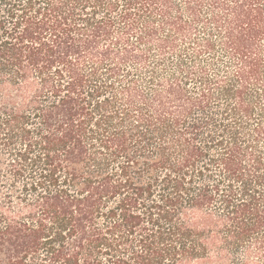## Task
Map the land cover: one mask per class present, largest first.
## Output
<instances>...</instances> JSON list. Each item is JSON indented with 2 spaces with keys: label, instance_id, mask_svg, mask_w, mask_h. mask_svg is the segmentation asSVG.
<instances>
[{
  "label": "trees",
  "instance_id": "16d2710c",
  "mask_svg": "<svg viewBox=\"0 0 264 264\" xmlns=\"http://www.w3.org/2000/svg\"><path fill=\"white\" fill-rule=\"evenodd\" d=\"M0 264H264V0H0Z\"/></svg>",
  "mask_w": 264,
  "mask_h": 264
}]
</instances>
